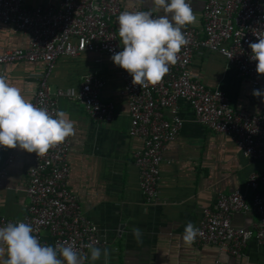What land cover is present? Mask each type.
Segmentation results:
<instances>
[{
  "label": "built area",
  "instance_id": "2783aa9c",
  "mask_svg": "<svg viewBox=\"0 0 264 264\" xmlns=\"http://www.w3.org/2000/svg\"><path fill=\"white\" fill-rule=\"evenodd\" d=\"M138 9L133 5L127 10ZM122 11L117 0H47L31 7L24 0H0V26L26 36L24 47L4 48L0 44V74L6 76L7 66L17 61L40 62L36 86L26 100L55 116L59 111L57 97L64 95L79 103L100 125L112 119L114 107L99 98L104 82L98 74L84 73L75 91L58 88L52 93L48 79L61 55L76 56L83 51L107 55L123 84L129 117L127 135L139 142L131 157L140 193L147 203L157 197L162 152L182 125L178 102L187 103L196 123L228 136L247 159L258 162L257 170L251 171L245 181L249 198L234 189L217 193L200 209L194 223L200 234L191 245H212L230 256L239 255L250 239L264 248V109L232 108L221 87L205 85L189 70L195 52L212 51L220 54L239 78L251 87L258 86L264 74L257 73L258 61L251 59L249 44L264 38V0H204L199 24L183 29L189 43L177 54L176 64L169 66L161 82L143 88L133 84L132 76L111 60L113 54L123 50L112 25L113 17ZM68 151L69 137L43 155L31 153L25 172L24 212L17 219L0 213V227L10 222L29 223L42 244L55 247L70 243L86 257L89 249L85 245L103 247L105 241L68 188ZM12 160V151H7L0 166V183ZM245 212L253 213L256 221L248 227H233L232 215ZM84 264H89L87 259ZM211 264L227 263L214 259Z\"/></svg>",
  "mask_w": 264,
  "mask_h": 264
},
{
  "label": "crops",
  "instance_id": "0c3cea01",
  "mask_svg": "<svg viewBox=\"0 0 264 264\" xmlns=\"http://www.w3.org/2000/svg\"><path fill=\"white\" fill-rule=\"evenodd\" d=\"M47 0H24L29 7ZM56 2L57 0H50ZM121 9L135 5L137 0H117ZM145 9L151 0H144ZM204 0H190L198 25ZM120 14V13H119ZM112 25L119 34L118 16ZM163 15L164 13H159ZM169 17L171 14H168ZM0 44L4 48L24 47L26 36L0 26ZM41 63L17 61L8 65V82L21 89L25 99L36 86ZM189 70L205 85L221 87L234 109L262 111L264 96H254V90L264 91V80L256 87L236 75L218 53L199 50L189 63ZM94 72L103 79L99 98L113 104V116L108 123L97 124L85 113L81 105L64 95L57 97L58 109L75 121V135L69 136L67 185L78 197L85 216L100 229L108 250L110 264H211L214 259L227 264H264V248L254 240L247 241L239 255H227L212 245L196 247L183 241L184 228L200 217V209L208 205L217 193L234 189L249 190L245 181L251 171L258 168L257 161L247 159L233 141L217 134L193 120L187 103L178 102V115L182 125L174 140L162 152L159 164L160 179L157 197L144 201L138 184L137 170L131 152L139 142L127 135L129 117L123 84L118 71L104 53L83 51L76 56H59L48 79L49 91L56 89L75 91L84 73ZM12 151L13 160L6 166L0 183V213L17 219L24 212L26 199L23 193L25 172L31 163V153L19 147L0 150V166ZM256 221L251 212L235 213L233 227H248ZM121 225V226H120ZM139 229V236L133 234ZM89 264H104L103 255L95 262L90 250L86 255ZM6 258L0 257V264Z\"/></svg>",
  "mask_w": 264,
  "mask_h": 264
},
{
  "label": "clouds",
  "instance_id": "9594fccd",
  "mask_svg": "<svg viewBox=\"0 0 264 264\" xmlns=\"http://www.w3.org/2000/svg\"><path fill=\"white\" fill-rule=\"evenodd\" d=\"M137 2L138 10L126 9L118 16L123 50L113 54L111 60L132 76L133 84L143 88L161 82L169 66L176 64L177 54L189 43L183 29L197 18L190 0H151L152 6L147 9L144 0ZM161 12L164 14L160 15ZM249 47L251 59L258 61L257 73L264 74V38ZM253 95L264 96V91L254 90ZM74 125L67 112L60 110L53 116L47 108L35 106L24 98L21 89L0 74V146L19 147L40 156L75 135ZM33 232L32 225L23 221L0 227V257L6 252L2 264H84L87 257L73 244L44 245ZM133 234L138 237L140 230L133 229ZM199 234L200 230L188 222L183 241L191 245ZM85 247L90 250L93 262L103 255L107 264V249L102 251L91 244Z\"/></svg>",
  "mask_w": 264,
  "mask_h": 264
},
{
  "label": "water",
  "instance_id": "95a60500",
  "mask_svg": "<svg viewBox=\"0 0 264 264\" xmlns=\"http://www.w3.org/2000/svg\"><path fill=\"white\" fill-rule=\"evenodd\" d=\"M121 226V225H120Z\"/></svg>",
  "mask_w": 264,
  "mask_h": 264
}]
</instances>
